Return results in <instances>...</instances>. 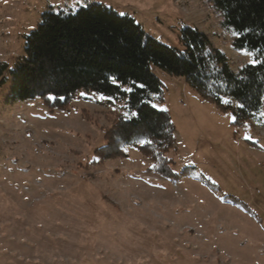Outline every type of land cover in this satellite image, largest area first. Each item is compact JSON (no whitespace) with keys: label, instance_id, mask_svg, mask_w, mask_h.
<instances>
[{"label":"rangeland","instance_id":"374dc122","mask_svg":"<svg viewBox=\"0 0 264 264\" xmlns=\"http://www.w3.org/2000/svg\"><path fill=\"white\" fill-rule=\"evenodd\" d=\"M102 5L179 48L183 28L196 27L237 72L253 61L233 46L235 33L210 0ZM82 6L85 0H0V63L14 67L43 12ZM153 71L164 93L156 104L176 125L173 170L188 167L178 180L150 172L152 160L133 146L125 147L126 157L94 162L115 114L128 113L125 102L103 105L80 94L68 111H50L40 99L14 102L5 71L0 264H264V108L235 126L231 110L202 98L184 77Z\"/></svg>","mask_w":264,"mask_h":264},{"label":"trees","instance_id":"16d2710c","mask_svg":"<svg viewBox=\"0 0 264 264\" xmlns=\"http://www.w3.org/2000/svg\"><path fill=\"white\" fill-rule=\"evenodd\" d=\"M210 1L222 12L224 26L235 33L233 46L251 53L258 63L235 71L208 35L190 25L182 30V48L153 36L145 39L133 17L94 3L76 11L43 12L25 35L24 54L14 67L0 63L1 82L10 71L9 100L40 99L50 111H68L81 92L103 105L125 102L128 113L115 114L94 162L126 157L125 147L133 146L152 160L150 172L178 180L188 175V167L176 173L168 156L176 148V125L168 110L157 107L155 98L161 104L164 93L153 67L184 77L202 98L231 110L235 126L259 117L264 108V0ZM224 98L237 105H225Z\"/></svg>","mask_w":264,"mask_h":264},{"label":"snow or ice","instance_id":"6c2138e0","mask_svg":"<svg viewBox=\"0 0 264 264\" xmlns=\"http://www.w3.org/2000/svg\"><path fill=\"white\" fill-rule=\"evenodd\" d=\"M93 2H98V3H101V4H102V0H93ZM85 7H88V2H87V0H85ZM106 7H110V6H106ZM119 14H120L121 16L126 15V13H124V12H121V13H119ZM135 23L139 24V21H135ZM151 35H152L151 33H147L145 39H147V38L150 37ZM252 63H258V61L253 60ZM141 87H144V85H141ZM81 95H87V94H86V93H81ZM224 103H228V101L225 100ZM157 107H160V106L157 105ZM241 107H243V105H241ZM231 119H232L233 121H236V120H237V117H236L235 115H233V116L231 117ZM248 138L251 139L250 136H249Z\"/></svg>","mask_w":264,"mask_h":264}]
</instances>
